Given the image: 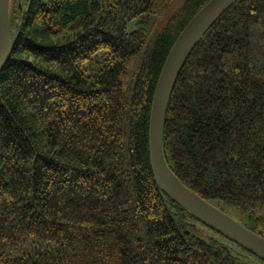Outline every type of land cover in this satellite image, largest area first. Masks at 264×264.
<instances>
[{
    "label": "trees",
    "instance_id": "16d2710c",
    "mask_svg": "<svg viewBox=\"0 0 264 264\" xmlns=\"http://www.w3.org/2000/svg\"><path fill=\"white\" fill-rule=\"evenodd\" d=\"M208 1L11 0L22 31L0 75V264H246L151 163L158 77ZM164 152L264 237V0H237L192 51Z\"/></svg>",
    "mask_w": 264,
    "mask_h": 264
},
{
    "label": "water",
    "instance_id": "95a60500",
    "mask_svg": "<svg viewBox=\"0 0 264 264\" xmlns=\"http://www.w3.org/2000/svg\"><path fill=\"white\" fill-rule=\"evenodd\" d=\"M237 0H209L192 17L173 43L158 77L150 115V155L158 186L200 220L264 259V237L214 204L205 200L173 172L164 152V128L168 106L178 76L202 37ZM11 0H0V75L22 31L13 29Z\"/></svg>",
    "mask_w": 264,
    "mask_h": 264
},
{
    "label": "rangeland",
    "instance_id": "374dc122",
    "mask_svg": "<svg viewBox=\"0 0 264 264\" xmlns=\"http://www.w3.org/2000/svg\"><path fill=\"white\" fill-rule=\"evenodd\" d=\"M220 206L222 207V209H225V211H229L235 216H237L238 214L237 212H239L223 203H220ZM196 223L201 228V231L205 235L220 239L221 242L231 247L233 249V252L237 254L238 256L242 257L244 261L246 262V264H264V262L261 259H258L257 256L253 254L251 251H249L247 248L234 242L233 240H231L230 238H228L221 232L209 226L208 224L204 223L201 220H196Z\"/></svg>",
    "mask_w": 264,
    "mask_h": 264
}]
</instances>
